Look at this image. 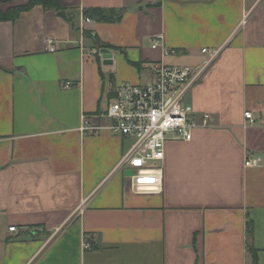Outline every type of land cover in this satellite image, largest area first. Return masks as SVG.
<instances>
[{
  "label": "crops",
  "instance_id": "obj_1",
  "mask_svg": "<svg viewBox=\"0 0 264 264\" xmlns=\"http://www.w3.org/2000/svg\"><path fill=\"white\" fill-rule=\"evenodd\" d=\"M58 5L0 22V264H252L248 244L264 264V0ZM89 9L121 17L84 23ZM157 34L173 54L151 49ZM202 49L219 54L188 99L211 124L168 142L161 192L136 195L116 172L131 142L81 132V116L105 109L110 85L146 84L160 61L198 66Z\"/></svg>",
  "mask_w": 264,
  "mask_h": 264
},
{
  "label": "built area",
  "instance_id": "obj_2",
  "mask_svg": "<svg viewBox=\"0 0 264 264\" xmlns=\"http://www.w3.org/2000/svg\"><path fill=\"white\" fill-rule=\"evenodd\" d=\"M84 23L91 20L87 17ZM245 23V17L242 25ZM47 48L54 52V41L46 40ZM151 49L162 50L163 56L173 54L164 43V36L157 34L151 41ZM205 60L198 66L169 65L163 61L151 64L150 81L146 84L122 83L110 85L106 107L102 112L83 114L81 132L107 131L110 135L131 142L124 153L116 172L130 171L124 176L136 195L156 194L161 192V168L156 164L164 160V149L168 142H190L197 129L208 128L211 124L209 115L197 117L188 104V95L202 79L213 63L219 51L202 49ZM74 84H64V89ZM244 118L253 123L252 113L245 112ZM106 122V125L102 123ZM261 159L251 156L245 159L246 168H256ZM15 232V227L9 228ZM89 245L86 244V248Z\"/></svg>",
  "mask_w": 264,
  "mask_h": 264
},
{
  "label": "trees",
  "instance_id": "obj_3",
  "mask_svg": "<svg viewBox=\"0 0 264 264\" xmlns=\"http://www.w3.org/2000/svg\"><path fill=\"white\" fill-rule=\"evenodd\" d=\"M35 6H41L45 10L59 11L60 16H64L63 12H61V9L58 5V0H30L29 3L24 7L10 9L5 13L0 12V22L14 21L21 12L28 11ZM84 15L87 18H93L98 22L118 21L121 17L120 13H114L113 11L102 10V9H89L84 12ZM85 35L90 36V34L87 32ZM94 41L97 42V39L94 38ZM252 233H253L252 221L248 220L246 223V236L248 240L252 238ZM247 250L251 256V263L256 264L257 256L255 250L249 244L247 245Z\"/></svg>",
  "mask_w": 264,
  "mask_h": 264
},
{
  "label": "water",
  "instance_id": "obj_4",
  "mask_svg": "<svg viewBox=\"0 0 264 264\" xmlns=\"http://www.w3.org/2000/svg\"><path fill=\"white\" fill-rule=\"evenodd\" d=\"M7 1L8 0H0V3H5ZM99 55L101 56L104 65H111L112 64V54L108 49H106V48L99 49ZM130 175H131L130 171H126L124 173V176H130Z\"/></svg>",
  "mask_w": 264,
  "mask_h": 264
},
{
  "label": "rangeland",
  "instance_id": "obj_5",
  "mask_svg": "<svg viewBox=\"0 0 264 264\" xmlns=\"http://www.w3.org/2000/svg\"><path fill=\"white\" fill-rule=\"evenodd\" d=\"M98 53H99V52H98ZM100 57H101V56H100ZM210 67H211V66H210ZM210 67H209V69H210ZM209 69H208V70H209ZM204 75H205V74H204ZM188 104H189L190 106H192V104H190L189 99H188ZM192 108H193V107H192ZM193 110H194V109H193ZM102 124H103V125H106L107 123H106V122H103Z\"/></svg>",
  "mask_w": 264,
  "mask_h": 264
}]
</instances>
